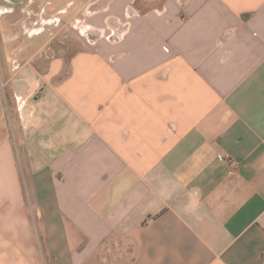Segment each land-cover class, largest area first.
<instances>
[{
    "label": "crops",
    "instance_id": "1",
    "mask_svg": "<svg viewBox=\"0 0 264 264\" xmlns=\"http://www.w3.org/2000/svg\"><path fill=\"white\" fill-rule=\"evenodd\" d=\"M0 264H264V0H0Z\"/></svg>",
    "mask_w": 264,
    "mask_h": 264
},
{
    "label": "built area",
    "instance_id": "2",
    "mask_svg": "<svg viewBox=\"0 0 264 264\" xmlns=\"http://www.w3.org/2000/svg\"><path fill=\"white\" fill-rule=\"evenodd\" d=\"M230 164H232V162L229 161Z\"/></svg>",
    "mask_w": 264,
    "mask_h": 264
},
{
    "label": "rangeland",
    "instance_id": "3",
    "mask_svg": "<svg viewBox=\"0 0 264 264\" xmlns=\"http://www.w3.org/2000/svg\"><path fill=\"white\" fill-rule=\"evenodd\" d=\"M79 36V35H78ZM80 39H82V37H80Z\"/></svg>",
    "mask_w": 264,
    "mask_h": 264
}]
</instances>
